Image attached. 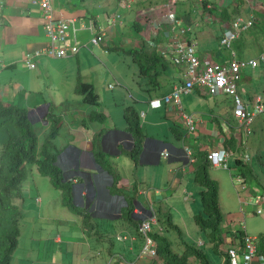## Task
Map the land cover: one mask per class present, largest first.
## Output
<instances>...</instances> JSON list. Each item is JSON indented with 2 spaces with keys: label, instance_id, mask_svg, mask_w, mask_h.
Masks as SVG:
<instances>
[{
  "label": "crops",
  "instance_id": "obj_1",
  "mask_svg": "<svg viewBox=\"0 0 264 264\" xmlns=\"http://www.w3.org/2000/svg\"><path fill=\"white\" fill-rule=\"evenodd\" d=\"M51 1L57 17H76L77 37L81 48L83 45L87 46L94 35L90 27L91 21H94L96 28L103 32L101 47L105 53H109V50L113 49L154 50L147 43V39L158 31L157 22L161 18L159 9L169 0H102V7L99 10L98 6L90 0ZM154 1L157 2L154 3ZM43 11L40 0H0V96L6 103H16L28 108L33 122L44 124L42 134L50 128L49 121L44 118L46 103L54 104L55 113L63 117L64 124L56 138L60 149L57 162L63 169L64 178L73 184L76 204L90 208L95 217L98 214V222L104 230L96 236L98 249H102L99 251L98 261L87 264H109L111 260H121V257L135 264H156L152 258L140 256L143 239L136 233V228L142 218L148 216L152 209L157 210L158 213L165 212L161 211V207L160 209H155V207L160 206L164 200L169 201V198L175 194L174 191L183 185L184 174L194 173L193 161L190 160L186 147L192 150V155L199 150L209 152L215 147L224 146L226 139L234 136L239 148V131L241 132L242 129L237 125L234 115H232L233 124V121L229 119L231 116L218 111L223 105L220 101L215 103V110L209 113L187 110L186 106L196 105L198 101L196 94H205L196 88L193 92L182 95L185 111L198 117V133L188 136L187 125L182 120V113L176 106L164 103L161 107H153L151 100L161 95L138 91V95H133V99L138 102L135 107L140 112V116L143 112L146 113L145 122L142 121L146 138L139 162L136 164L128 154L134 147V137L126 129V118L123 116L121 121L114 122L113 112L104 106L105 100L111 97L105 90L103 92L97 89V82L89 80L86 74L82 75L79 68L76 81L68 78L69 66L77 58L79 67L83 62V57H87L89 53L87 49H80L77 54H70L66 57L37 55L33 58V61L38 64L35 68H31L26 61L29 52L43 51L50 46L51 39L45 29L46 18ZM117 13H121L122 21L113 25L111 22ZM179 17L182 25L189 28L192 19ZM169 28L171 24L164 22L163 28L159 29L158 33L159 41L166 46L171 44L168 35L166 36ZM193 28L194 26L190 27L189 35L195 38ZM71 35L73 37V30ZM196 40L199 43L198 52L203 58H225L218 51H214L215 44L212 46L213 51L206 52L202 49L199 39ZM92 47L93 50L90 52H98V44L92 43ZM263 66L262 64L258 71L254 69L247 72L246 69L244 75L247 74V76H243L240 82L249 78L250 84H253L252 77L254 80L257 75L263 78ZM173 68L172 71L169 70L164 74V82L161 80L162 84L169 85V91L166 90L164 94L170 92L175 84L181 81L180 68L174 65ZM65 69H67L66 73L63 72ZM44 75L49 82L44 81ZM80 77L94 84L99 94V106L83 102L82 95L76 92V84ZM56 78L59 82L55 80ZM122 80L125 81V79ZM118 81L121 83L119 79ZM65 83L69 86L62 88L61 86ZM122 88L118 91V95L114 96V100L121 99V95L125 96L123 84ZM247 90L250 89L240 90L247 100H254L260 95L257 92L253 95ZM86 105H90L88 115L98 109L103 111L104 120L87 122ZM68 114L73 117L69 118V121L66 120ZM263 121L264 119L262 125ZM69 124L70 126L66 127ZM160 125L165 127H159ZM4 126L0 125L2 128ZM182 132L184 135L181 136ZM97 148L106 153L110 167L119 179V187L129 197L136 196L133 200L132 220L122 213V210L128 206V200L123 193L114 191V175H111L96 161ZM237 150L234 152L235 157L238 155ZM165 151H168L170 155H164ZM164 158H168L171 163L162 166ZM150 170H153L155 175L149 176ZM163 174L169 179H162ZM213 174L211 171V175L218 180V176ZM149 177H152L151 182L148 181L151 179ZM158 215L160 217V214ZM158 222L160 223V218ZM109 227L116 228V231L112 232ZM120 233L132 234L135 237L133 243L118 240L117 235ZM258 262L257 257L254 264Z\"/></svg>",
  "mask_w": 264,
  "mask_h": 264
},
{
  "label": "rangeland",
  "instance_id": "obj_2",
  "mask_svg": "<svg viewBox=\"0 0 264 264\" xmlns=\"http://www.w3.org/2000/svg\"><path fill=\"white\" fill-rule=\"evenodd\" d=\"M90 1L98 6V10L101 9L102 0ZM207 1V7H205V0H177L176 4L178 16L192 19L190 25L194 26L195 38L199 39L203 50L206 52L213 51L212 46L215 44L216 48L214 51H218L225 58L229 56V51L219 45L223 30L230 21L223 17V9H228L232 14V18L239 15L249 17L253 15L256 19V24L249 30L241 33L239 39L236 41L235 47L238 55L241 57L257 56L264 50V0ZM156 2L154 1V3ZM115 17L119 24L122 21L121 13L115 14ZM80 40L82 41L81 34ZM101 45V43L98 44V52L96 53L94 51L90 52V50H93L91 42L87 46L83 45L81 49H87L89 53L87 57H83V62L79 67L77 58L71 63L68 78L76 81L78 77L76 76L78 75L77 69L79 68L82 75L86 74L89 80L97 82V89L103 90V92L105 90L111 97V99L105 100L104 106L113 112L114 122H119V120L123 119V116L125 117L126 107L138 105V102L133 99V95L137 96L138 91L163 96L164 92L168 90L169 85L166 84H162L160 88H151L149 79L141 75L139 65H137L138 63L130 53L116 49L105 53ZM258 62V68H255L257 71L262 64L264 65L263 62ZM173 69V66H170V70L172 71ZM252 70L254 69L247 68V72H251ZM63 72L66 73L67 69ZM262 73L264 74V71ZM244 76H247V74ZM43 79L49 82L45 75ZM122 79H125V81ZM159 79L164 82V75ZM252 79L253 84H250L249 78L239 83V93L244 97L240 90L242 88L250 89L247 90L249 93L254 95L256 94L254 92H257L264 97V76L263 78H259V75H257L255 80L253 77ZM55 80L59 82L57 78ZM122 84L125 86V96L121 95V99L114 100L113 98L118 95V91L123 89ZM66 86L69 85L65 83L61 87L66 88ZM249 96L252 98L251 95ZM196 97L198 99L196 105L193 106L191 104L189 107L186 106L187 110H198L209 113L215 110V103L220 101L223 105L218 111L221 114L225 113L227 116H231L229 119L234 124L232 116L235 109L233 96L223 93H213L196 94ZM56 102L60 103L61 101ZM89 106L86 105L87 109H85L87 122L91 121L90 115L87 113L89 112ZM263 117L264 113L256 117L253 124V133L250 137H245L244 133L239 131L240 142L237 150L238 157L243 158L244 154H249L247 160L243 159L254 166L257 177L260 179L259 182H245L242 179L241 174H239V168L235 165V156L232 157L230 168L211 167L213 175L218 176L221 207L225 215L222 224V234L225 237V244L222 247L223 251L228 246L227 243L233 240L231 236L232 232L244 230L255 237L264 234V213H256L253 206L246 204L253 193L264 190ZM69 118L73 117L68 114L66 120L69 121ZM144 120L145 117H142L141 121L145 122ZM33 124L38 128L42 141L49 131L42 134L44 124L40 122H33ZM69 126L70 124L66 127ZM9 127H0V153L2 142L9 136ZM159 127L165 126L160 125ZM169 163H171L170 160L164 158L162 166ZM27 169L28 176L22 184V195L17 197V202L22 209L23 216L21 218L19 244L14 252L11 264H87L97 262L99 251L102 250L98 249V238L95 235L90 236L83 233L81 216L63 204L62 191L53 185L49 176L40 173L36 165H28ZM149 174V176H153L155 172L150 170ZM193 174L192 172L184 174L183 185L174 191L175 194L169 198V201L164 200L160 206L155 207V209H160L161 207V211L164 210L165 212L158 213L155 210L157 219L159 220L160 218V223L157 222L153 225V231L159 230L168 235L173 241V248L176 251H179L183 247L181 238L191 243H198L199 240H202L208 252H211L212 258L216 262L217 260L222 261V257L213 252V244L208 234L199 227L194 219V215L201 212L202 204L199 192L201 187L195 183ZM162 176L164 180L169 179L165 174ZM149 178L151 179L148 181L151 182L152 177ZM38 198H41V201ZM170 213L174 221L182 227V231L184 232L183 237L175 229L168 230V228H165V219ZM158 214H160V217ZM96 218L98 219V214ZM109 228L112 232L116 231L114 227ZM59 237H61V240H59ZM114 240L116 241L115 238ZM192 264L201 263L197 259H192Z\"/></svg>",
  "mask_w": 264,
  "mask_h": 264
},
{
  "label": "trees",
  "instance_id": "obj_3",
  "mask_svg": "<svg viewBox=\"0 0 264 264\" xmlns=\"http://www.w3.org/2000/svg\"><path fill=\"white\" fill-rule=\"evenodd\" d=\"M207 5L208 1L205 0V7ZM222 14L225 19H232V14L228 9H223ZM126 52L130 53L138 63L141 75L149 79L151 88H160L162 83L159 78L169 72L170 66H173L171 61L164 58L156 49L148 51L145 48H130ZM75 90L82 95L83 102L99 106V94L92 82L80 77ZM46 105L44 118L49 121L50 128L41 141L40 132L36 125L33 124L29 109L16 103H6L0 96V125L10 126L8 128L9 136L3 142L0 153V264H11L14 252L19 244L23 212L17 202V197L22 195V184L28 176V165H36L39 172L49 176L53 185L62 191L63 204L81 216L84 234L98 236L97 233L102 232L101 224L90 208L76 204L73 184L70 180L64 178L63 169L57 162L60 149L56 143V138L63 127L64 119L61 115L55 113L54 104L46 103ZM125 118V121H127L126 129L134 137V147L128 154L137 164L143 151L146 133L140 112L134 105L126 107ZM90 119L103 121V111L98 109L92 111ZM182 135H184L183 132L181 133ZM224 146H231L234 150H237V139L231 136L226 139ZM106 156L103 150L96 149V161L104 166L111 175H114V191L123 193L128 200V206L122 210L123 215L132 220L134 211L133 200L136 196L129 197L119 187V179H117L115 171L111 169ZM184 158L186 157L184 156ZM235 165L239 168V174L246 181H253L254 183L260 181L254 166L243 158L235 157ZM193 166L194 181L201 187L199 192L202 204L201 212L196 213L194 219L199 227L208 234L213 244V252L221 256L222 261L217 260L216 262L212 258L211 252H208L205 243L200 245L181 238L183 247L176 251L173 248L171 238L165 233L156 230L152 232V235L156 239L158 253L168 264H192V259H197L201 264H231L228 252L226 249L222 250L225 244V237L222 234V224L225 215L220 202V183L211 175L212 163L208 157V151H197L193 155ZM165 221V228H168V230L175 229L183 237V229L174 221L171 213ZM136 229L138 231V226ZM233 233L231 234L233 235ZM235 234H237L239 240H243L244 230H239ZM257 243L259 255H263L264 234L258 237ZM227 244L229 245V243ZM119 262L120 260H117L112 264H118Z\"/></svg>",
  "mask_w": 264,
  "mask_h": 264
},
{
  "label": "built area",
  "instance_id": "obj_4",
  "mask_svg": "<svg viewBox=\"0 0 264 264\" xmlns=\"http://www.w3.org/2000/svg\"><path fill=\"white\" fill-rule=\"evenodd\" d=\"M43 8L44 17L46 18L45 29L51 39L50 46L34 53L29 52L26 61L31 68L38 66L33 58L37 55L47 54L53 57H65L70 54H77L81 49V44L77 37L76 17H57L55 8L51 0H40ZM177 0H169L159 9L161 18L157 22V32L147 39L150 47L157 50L164 58L171 61V64L177 66L181 70V81L172 88V90L161 97L151 100L153 107H161L164 103L176 106L182 113L183 121L187 125L188 136L195 135L197 132L198 117L195 114L185 111L182 95L193 92L198 88L205 94L223 93L233 96L234 100V118L237 125L242 129L245 137H250L253 133V124L256 117L264 113V97L258 95L254 100H247L239 93V83L243 78L247 68H257L258 61L264 63V50L257 56L241 57L238 55L235 47L236 41L241 33L249 30L256 24V19L252 15L236 16L228 22L224 28L220 39V45L229 51L227 59L221 58H203L198 52L199 43L191 35H189L190 27L182 25L181 19L177 14L175 7ZM168 22L171 28L167 32L170 46H166L159 41V29L163 28V23ZM113 25L117 23V18L111 22ZM93 32L91 43L100 44L103 38V32L98 30L94 21L90 24ZM72 30L74 35L72 37ZM146 113L141 114L145 117ZM240 142V139L238 140ZM190 160L193 161L192 150L186 147ZM231 146L215 147L208 152V157L212 166L218 168H230L231 159L235 155ZM169 156L170 153H163ZM192 155V157H191ZM244 159L249 158L246 153ZM246 182V179L242 176ZM252 194V193H251ZM41 201V198H38ZM248 205L253 206L256 213H264V190H260L251 195ZM158 222L157 214L152 209L148 216L143 217L138 225V235L142 237L143 243L141 247V257H148L155 260L156 264H168L158 253L157 242L152 235L153 225ZM233 240L229 241L226 247L231 264H254L258 257V264H264V254L259 255L258 237L251 236L244 231L243 240H239L235 232L231 234ZM118 240L130 241L133 243L135 237L130 233H120L117 235ZM202 240L198 244H203ZM111 260L109 264H112ZM119 264H135L124 257H121Z\"/></svg>",
  "mask_w": 264,
  "mask_h": 264
}]
</instances>
